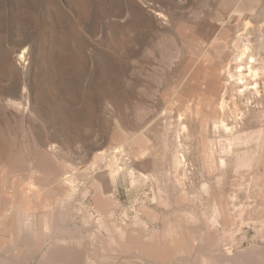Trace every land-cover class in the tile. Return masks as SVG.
Instances as JSON below:
<instances>
[{
    "label": "rangeland",
    "instance_id": "374dc122",
    "mask_svg": "<svg viewBox=\"0 0 264 264\" xmlns=\"http://www.w3.org/2000/svg\"><path fill=\"white\" fill-rule=\"evenodd\" d=\"M263 10L0 0V264H264Z\"/></svg>",
    "mask_w": 264,
    "mask_h": 264
},
{
    "label": "bare ground",
    "instance_id": "6f19581e",
    "mask_svg": "<svg viewBox=\"0 0 264 264\" xmlns=\"http://www.w3.org/2000/svg\"><path fill=\"white\" fill-rule=\"evenodd\" d=\"M253 1H255V2H257V1H259V0H253ZM244 5L243 4H241V8L243 7ZM246 6H247V4H246ZM262 13H264V10L262 11ZM239 37H244V34H238L237 35V38H239ZM246 41H248V40H246ZM246 44H247V42L245 43L244 42V44H242L243 46H246ZM238 53H239V57H238V61H246V63H248V70L249 71H251L252 70V67H254V62H255V58L251 55V54H248V53H246V52H244V48L243 49H241V50H239L238 51ZM236 65H238V67L240 68L239 70H238V74H239V76H240V74H241V72H242V68H241V65L239 64V63H237ZM235 65V66H236ZM231 66L232 65H228L227 66V68H226V71H227V73L231 76V77H233V74H232V68H231ZM253 71V70H252ZM242 75V74H241ZM117 153V152H116ZM43 166H44V162H43V164H42ZM62 175H64V173H61ZM47 175H49V176H55V178L57 179V180H59V178H57V177H59V176H56L55 174H47ZM47 177V176H46ZM61 177V176H60ZM61 179V178H60ZM62 179L64 180V177H62ZM49 180V179H48ZM65 180H67V182L68 181H74V177H71V178H69V179H65ZM65 182V181H64ZM66 183V182H65ZM69 183V182H68Z\"/></svg>",
    "mask_w": 264,
    "mask_h": 264
}]
</instances>
